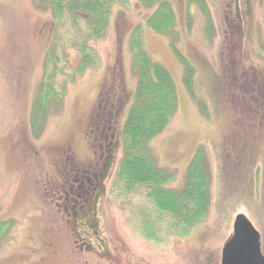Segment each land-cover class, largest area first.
<instances>
[{"label": "rangeland", "instance_id": "obj_1", "mask_svg": "<svg viewBox=\"0 0 264 264\" xmlns=\"http://www.w3.org/2000/svg\"><path fill=\"white\" fill-rule=\"evenodd\" d=\"M125 1L127 7L112 12L105 39L91 44L99 64L77 74L62 105L49 102L34 124L53 43L50 0H0V264H219L237 215L249 220L264 247V111L251 95L252 82L262 88L264 82V0H204L207 16L187 0H168L174 25L160 35L145 24L151 10ZM137 26L177 96L174 117L149 150L173 177V190L184 184L190 164L202 160L211 203L204 221L185 236L147 238L134 221L135 210L148 206L111 191L123 156L118 143L97 217L99 241L109 252L99 256L73 244L72 223L59 211L55 189L59 165L94 164L87 117H95L111 83L121 99L107 128L125 121L136 84L129 38ZM66 43L62 54L75 70L79 56Z\"/></svg>", "mask_w": 264, "mask_h": 264}, {"label": "trees", "instance_id": "obj_2", "mask_svg": "<svg viewBox=\"0 0 264 264\" xmlns=\"http://www.w3.org/2000/svg\"><path fill=\"white\" fill-rule=\"evenodd\" d=\"M134 1L151 10L145 24L155 33L160 35L172 29L174 13L168 0ZM187 1L208 15L204 0ZM50 4L53 43L44 61L34 124L42 121L43 108L49 102L62 105L67 88L76 81L77 74L99 64L91 44L105 39L112 12L128 6L125 0H50ZM65 42H68L65 47L75 50L79 56L75 70L62 54ZM128 49L130 71L135 75L136 84L126 104L125 121L117 130L123 156L117 162L112 181L115 186L112 183L111 191L113 188L120 190L119 200L148 206L135 210L134 221L143 227L147 238L162 239L168 232L183 237L207 217L211 203L210 176L203 161L196 159L190 164L182 187L178 190L168 188L173 177L165 174L149 147L176 113L175 84L168 71L145 51L139 26L129 38ZM256 84L259 85L255 82L252 88ZM258 94L264 95V87L259 85L251 93L256 109L262 113L264 97ZM105 119L110 122L111 118L101 117L102 121ZM156 225L159 227L154 231Z\"/></svg>", "mask_w": 264, "mask_h": 264}, {"label": "flooded vegetation", "instance_id": "obj_3", "mask_svg": "<svg viewBox=\"0 0 264 264\" xmlns=\"http://www.w3.org/2000/svg\"><path fill=\"white\" fill-rule=\"evenodd\" d=\"M112 81L115 82V77L112 78ZM261 81L264 87V82L263 80ZM251 85H254L253 82ZM253 87L251 91L258 89L259 85L256 84ZM115 91V84L111 83L105 98L98 103V111H96L95 117L91 119L90 115L87 117L89 118L88 123L92 122L93 126L88 137H92V141L96 144L95 151H93L94 164L89 165L88 163L84 167L86 162L79 164L77 161L74 163L75 168L59 165L61 167L59 169L60 179L55 189L59 200V211L66 215L64 218L72 223L73 244L89 254L94 253L99 256L102 253L106 254L109 252L107 245L99 241L97 218L99 201L104 193L105 182L113 170L118 144L116 121L114 125L107 128L108 120L102 121L101 117L111 118L113 116L112 111L118 106V102L121 99L120 96H117V91ZM85 139L87 140L86 136ZM68 159L69 155L66 157V161ZM252 236L253 231L247 222H239L236 225V231L234 230L233 222L232 234L227 242L234 239L233 242L235 244L232 251H230V261L227 264H263L259 259H252L250 256ZM91 239H93L92 246L89 244ZM240 239L241 241L238 243L237 240ZM259 243L260 254L264 259V247L261 245L260 234ZM219 264H222L221 258Z\"/></svg>", "mask_w": 264, "mask_h": 264}, {"label": "water", "instance_id": "obj_4", "mask_svg": "<svg viewBox=\"0 0 264 264\" xmlns=\"http://www.w3.org/2000/svg\"><path fill=\"white\" fill-rule=\"evenodd\" d=\"M245 221L248 223L246 217L244 215H237L235 218V223H234V230L236 231V225L239 222ZM234 240V239H233ZM233 240H231L230 242L226 243L223 251H222V264H227L230 261L229 255H230V251H232L233 245L235 244L233 242ZM240 240H237L238 243H240ZM259 235L257 232H253V236H252V240L250 242V256L252 259H259L260 262L264 264V259L262 258L261 254H260V250H259Z\"/></svg>", "mask_w": 264, "mask_h": 264}]
</instances>
